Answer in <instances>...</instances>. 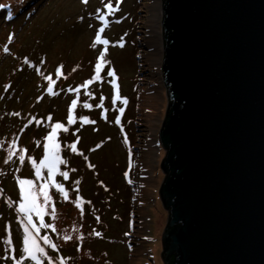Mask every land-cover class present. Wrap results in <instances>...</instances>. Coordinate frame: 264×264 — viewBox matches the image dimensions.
Wrapping results in <instances>:
<instances>
[{
    "label": "rangeland",
    "instance_id": "obj_1",
    "mask_svg": "<svg viewBox=\"0 0 264 264\" xmlns=\"http://www.w3.org/2000/svg\"><path fill=\"white\" fill-rule=\"evenodd\" d=\"M109 2L116 7L117 0H0V264H14L6 257L22 254L25 216L18 211L19 179L33 181L36 203L43 208L42 221L32 213L39 232L30 229L45 248L42 264H165L161 251L168 211L158 193L165 155L158 132L167 106L162 0H120L119 10L110 15ZM154 2L159 7L151 44L147 34ZM98 12L106 15V27ZM101 27L105 32L99 33ZM97 34L109 44H98ZM105 47L106 63L95 80ZM112 70L115 77L107 75ZM69 115L75 123H68ZM82 117L95 123H84ZM55 123L68 128L57 132L67 164L58 166L53 182L47 169L37 177L31 160L43 158ZM73 143L76 152L68 147ZM62 171L68 172L67 179ZM8 231L15 251H7L4 243Z\"/></svg>",
    "mask_w": 264,
    "mask_h": 264
},
{
    "label": "water",
    "instance_id": "obj_2",
    "mask_svg": "<svg viewBox=\"0 0 264 264\" xmlns=\"http://www.w3.org/2000/svg\"><path fill=\"white\" fill-rule=\"evenodd\" d=\"M165 264H264V0H162Z\"/></svg>",
    "mask_w": 264,
    "mask_h": 264
},
{
    "label": "snow or ice",
    "instance_id": "obj_3",
    "mask_svg": "<svg viewBox=\"0 0 264 264\" xmlns=\"http://www.w3.org/2000/svg\"><path fill=\"white\" fill-rule=\"evenodd\" d=\"M85 3L88 2V0H84ZM119 3L120 0H117L116 7H113L112 3H107L106 7L108 9V14H112L116 11L119 10ZM98 18L101 21H104L105 27L108 24L106 15L102 12H98ZM119 22V21H116ZM105 27H101L99 29V33L105 32ZM95 40L98 44L105 45L107 46L109 44V40L107 39H101L100 35L97 34L95 37ZM121 47H123V44L120 43ZM7 50V49H6ZM106 53H107V48L105 47L103 51L100 52L99 57H98V62L95 65V77L93 79L95 80H100L101 76V69L104 67L106 63ZM107 75L109 77H115L116 73L114 70L108 71ZM93 80L87 81V84H92ZM111 83L115 86L116 94H115V100L120 101L121 100V95L119 91V86L116 84L115 80H112ZM85 85V87L87 86ZM50 92L52 91L51 88L48 89ZM128 101L126 98L123 99V104L127 105ZM77 106V101L74 99L71 103V108L75 109ZM102 106V105H101ZM85 108H91L92 105L85 103L83 105ZM119 112L122 115L124 113V107L119 108ZM18 115V113H17ZM49 120H51V117H48ZM84 123H95V121H89L88 117H82L81 118ZM76 120L72 115L68 116V123L73 124L75 123ZM116 123H120V117L118 116L116 118ZM58 130H63L64 132L68 131V128L64 126L62 123H55L51 131L47 134L46 140L47 143L44 144V155L43 158L37 162L36 159H32L31 163L35 166V173L37 177L41 176V171L42 169H47V174H48V179L54 181V177L57 173V169L59 165H65L67 164V161L63 159L60 155V144L57 143V132ZM77 138V142H78ZM69 148L73 152L77 151L76 143H73L71 145H68ZM9 160L12 159V154H9L8 157ZM87 159V157H85ZM19 160L23 162L25 160V156L23 154L19 155ZM7 162V161H6ZM60 175L64 177V179L68 178V172L67 171H62L60 172ZM21 189V201L19 203L18 211L25 216V220H22L21 223H23V249H22V254L19 259L15 255H11L6 257L7 259H11L14 261V264H22L23 260H31L35 262V264H42V257L46 255L45 253V248L41 246V244L38 242L37 236L33 234V231L30 229H34L36 232H39V229L36 228V225L32 223V213L35 212L37 215L40 216L41 221L43 220V208L39 205H37L36 200H37V194L34 193L32 185L33 181L30 179H19L18 181ZM78 183V182H77ZM56 188L60 191L63 192L65 198H67L68 193L64 190V187L62 184L56 183ZM41 191L43 192V197H44V202L48 203L49 202V194L47 190V186L42 187ZM54 209H53V214H54ZM44 227H52V225H43ZM95 235L99 236L100 233L96 232ZM43 240V243L45 245L49 244V238L48 237H42L40 238ZM64 239L70 240L72 239L71 236H65ZM4 243L8 245L7 251H15L12 249V237H11V232H7V238L4 240ZM53 247H55L53 245Z\"/></svg>",
    "mask_w": 264,
    "mask_h": 264
},
{
    "label": "bare ground",
    "instance_id": "obj_4",
    "mask_svg": "<svg viewBox=\"0 0 264 264\" xmlns=\"http://www.w3.org/2000/svg\"><path fill=\"white\" fill-rule=\"evenodd\" d=\"M158 7H159V4H157V2H154L153 5H152V10H151V16H150V29H149V32H148V39L150 40L151 44H153L154 40H156V30H155V21H156V18L158 16L157 12H158ZM148 99V98H147Z\"/></svg>",
    "mask_w": 264,
    "mask_h": 264
}]
</instances>
